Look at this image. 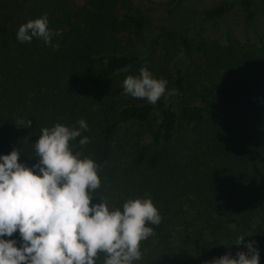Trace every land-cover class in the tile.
<instances>
[{"label":"trees","instance_id":"trees-1","mask_svg":"<svg viewBox=\"0 0 264 264\" xmlns=\"http://www.w3.org/2000/svg\"><path fill=\"white\" fill-rule=\"evenodd\" d=\"M237 1L245 23L264 17V0ZM45 14L59 48L18 41L20 25ZM147 28L135 0H0V155L17 148L31 167L42 128L84 119L88 131L70 144L99 165L92 203L122 211L130 198H151L162 217L134 264H206L247 251L239 236L264 264V37L160 30L145 46ZM141 67L168 81L154 105L123 93ZM84 136L91 142L80 146ZM11 238L22 243L18 231Z\"/></svg>","mask_w":264,"mask_h":264},{"label":"clouds","instance_id":"clouds-1","mask_svg":"<svg viewBox=\"0 0 264 264\" xmlns=\"http://www.w3.org/2000/svg\"><path fill=\"white\" fill-rule=\"evenodd\" d=\"M48 24L45 14L20 25L18 41L30 43L37 37L58 49L52 38L61 32ZM167 85L141 67L138 76L124 79L123 93L154 105ZM15 124L28 128L32 122L20 118ZM78 125L42 128L34 144L39 159L31 167L19 162L17 148L0 155V264H96L99 253L105 254L103 264H134L142 258L141 242L155 235L149 225L158 226L162 217L151 198H130L122 211L110 210L104 198L92 203V193L101 185L99 165L73 151L70 142L88 131L84 119ZM90 142L88 136L79 139L80 146ZM17 231L20 246L11 238ZM235 244L247 251L228 252L206 264H259L255 242L239 236Z\"/></svg>","mask_w":264,"mask_h":264},{"label":"rangeland","instance_id":"rangeland-1","mask_svg":"<svg viewBox=\"0 0 264 264\" xmlns=\"http://www.w3.org/2000/svg\"><path fill=\"white\" fill-rule=\"evenodd\" d=\"M225 2H229L231 8L222 17L203 16L206 9ZM135 4L148 19V28L142 36L145 46L160 30L190 38L199 34L221 38L227 33L241 41H257L264 37V17L257 16L245 23L237 0H135Z\"/></svg>","mask_w":264,"mask_h":264}]
</instances>
